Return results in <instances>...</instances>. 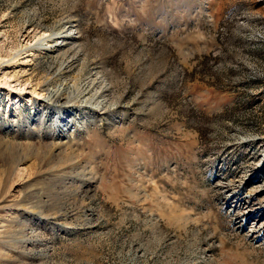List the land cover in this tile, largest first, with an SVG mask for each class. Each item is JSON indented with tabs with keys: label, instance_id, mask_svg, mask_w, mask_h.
Wrapping results in <instances>:
<instances>
[{
	"label": "rangeland",
	"instance_id": "obj_1",
	"mask_svg": "<svg viewBox=\"0 0 264 264\" xmlns=\"http://www.w3.org/2000/svg\"><path fill=\"white\" fill-rule=\"evenodd\" d=\"M0 264H264V0H0Z\"/></svg>",
	"mask_w": 264,
	"mask_h": 264
}]
</instances>
